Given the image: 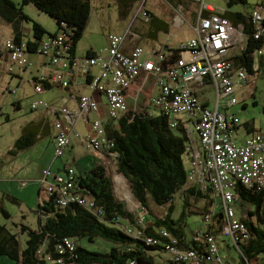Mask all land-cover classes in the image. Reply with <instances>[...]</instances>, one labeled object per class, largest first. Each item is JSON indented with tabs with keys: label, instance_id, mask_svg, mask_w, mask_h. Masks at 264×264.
Listing matches in <instances>:
<instances>
[{
	"label": "trees",
	"instance_id": "trees-1",
	"mask_svg": "<svg viewBox=\"0 0 264 264\" xmlns=\"http://www.w3.org/2000/svg\"><path fill=\"white\" fill-rule=\"evenodd\" d=\"M237 4H247V0H228L230 8ZM28 5L52 18L57 25V32L44 36L47 33L44 28L33 22V37L23 40L22 22H30L23 13V7ZM263 5L264 0H258L247 16L232 11L221 13L232 28L243 27L245 48L240 55L231 59L249 77L255 74L254 56L264 47V36L254 39L257 29L251 22L252 14ZM90 13L91 0H22L20 5L11 0H0V18L11 26L15 43L27 42L31 57L35 56L38 43L44 37H54L60 31L66 35L71 55L78 56L77 44L84 35ZM2 55L0 53V63H5ZM92 55L94 53H87V57ZM179 56V51L174 50L171 59L175 60ZM10 76L18 78L16 75ZM43 86L45 92L58 88L48 80L43 82ZM8 91L14 93L9 88ZM15 107L19 110V103ZM31 110L40 109L31 107ZM42 110L47 113L45 109ZM156 110L130 111L119 121L104 123L106 137L113 143L109 154L114 155L116 171L112 165L108 173L104 166L95 165L89 170L77 172L74 187V191L82 197L93 201L94 208L86 209L76 204L61 207L58 193L47 192L48 200L39 204L35 212V229L21 223L14 233L6 225L0 224V257H7L16 264H216L210 257L207 238L214 237L218 243L224 221L223 210L213 212L217 199L210 186L203 188L197 182H189L183 160L185 155L187 157L186 147L190 145L188 131L182 125L172 128L168 118ZM35 124L31 123L24 129V134L10 152L12 156L35 145L40 134ZM249 124L252 126V123ZM249 124L242 123L246 130ZM46 128L49 130L48 124ZM255 131L258 130L253 133ZM236 141L238 144L244 142ZM44 171H49L47 186L54 182L56 176H66L65 166L57 174H52L50 170ZM118 175L140 204L141 211L138 214L129 212L126 205L115 198L114 179ZM235 196L236 207L247 208V216L237 218L245 225L248 237L233 244L239 252V264H254L264 255V189H247L236 185ZM177 201L181 206L179 214L175 216ZM150 202L164 211L161 219L153 214ZM0 212L4 219L10 218L3 208H0ZM209 213H213V218L203 230L204 217ZM193 215L200 217L202 226L194 230L190 240H187L184 227L186 219ZM24 236V241H21ZM82 239L96 246L101 241L106 248L89 251L80 245ZM148 239H153L156 244L149 243ZM66 241L71 243L72 250L65 245ZM172 246L179 252L195 253L196 258L186 262L179 260L175 253L169 251ZM163 253L167 256L164 257Z\"/></svg>",
	"mask_w": 264,
	"mask_h": 264
},
{
	"label": "built area",
	"instance_id": "built-area-1",
	"mask_svg": "<svg viewBox=\"0 0 264 264\" xmlns=\"http://www.w3.org/2000/svg\"><path fill=\"white\" fill-rule=\"evenodd\" d=\"M145 1L141 0L143 3ZM197 1L202 4L194 35L175 49L180 55L175 60L171 59L174 50L164 52L161 45H158V49H153V59H143L144 50L139 47L124 52L120 47L125 38L121 35H109V46L105 51L88 57H73L66 44V35L61 31L54 37H44L38 43L34 55L42 60L40 66L32 64L27 42L1 40L0 53L3 54L6 72L10 75H15L14 68L41 69V73L31 79L36 94L45 92L43 82L48 80L51 85L66 91L67 97L77 102V109L74 111L45 101H35L31 105L35 110L45 109L53 118V147L56 158L66 153L71 145V136L92 152L109 154L113 147V143L106 137L105 124L101 119L93 120L90 130L84 135L80 136L76 131L75 126L79 120L85 123L90 114L99 112L98 101L91 95L77 96L74 92L76 86L86 84L92 93L102 95L109 120L119 121L130 111L140 112L147 108L140 111L130 109L127 92L137 83L140 84L141 91L142 86L151 81L153 91L159 92L149 101L150 106L162 112L172 128L182 125L188 131L190 145L186 147V154L191 163L188 171L189 182H197L203 188L207 185L211 187L217 199L213 212L219 209L224 213L220 237L230 238L236 244L248 236L245 225L236 215L235 187L240 185L247 189H264V131H255L243 143L238 144L236 134L242 126L240 120L235 115L220 112V100H217L216 107L212 110L198 95V92L206 91L210 83L216 88L218 96L222 100L227 99L228 105L233 106L240 102L235 96L237 86L244 87L245 98L253 95L254 88H248L249 76L231 59L240 55L245 48L243 27L232 28L229 21L214 13L215 10L205 4L204 0ZM143 16L149 21L146 12H143ZM251 22L257 29L254 39L258 40L264 36V5L253 12ZM259 53H264V47ZM80 75L83 80L79 81ZM190 124L193 130H190ZM193 134L196 135V141L193 140ZM109 155L114 158V155ZM108 168L105 167L107 173ZM65 170L66 176H56L54 182L48 185L47 192L58 193L61 207L76 204L86 209L94 208L91 199H86L74 191L78 174L73 164L65 165ZM43 176L44 185L47 183L49 171H44ZM212 214L204 217L203 230L211 222ZM163 235L167 236V233L163 232ZM148 242L156 244L153 239H148ZM207 242L210 257L216 263L222 264L215 238L208 237ZM65 245L72 250L69 241ZM169 251L184 262L196 258L195 253L179 252L173 246L169 247ZM254 264H264V255Z\"/></svg>",
	"mask_w": 264,
	"mask_h": 264
},
{
	"label": "rangeland",
	"instance_id": "rangeland-1",
	"mask_svg": "<svg viewBox=\"0 0 264 264\" xmlns=\"http://www.w3.org/2000/svg\"><path fill=\"white\" fill-rule=\"evenodd\" d=\"M11 1L17 5H20L22 2V0ZM257 1L258 0H247V4H237L231 8L228 7V0H205V3L217 10L222 9L224 11L240 12L247 16L251 12L252 6ZM132 8H134V5L131 7L130 11H132ZM23 13L30 19V22H22L21 31L23 40H28L33 37V22L44 28L47 32L44 36L49 34L52 35L57 32L55 21L48 15L38 11L34 6H24ZM119 24L118 6L115 0H91L90 18L84 35L77 44V55L84 56L89 46H98L100 49L104 48L107 41L106 37L109 33L115 32L120 26ZM12 35V28L0 18V41L8 39ZM30 60L33 65H36V61H38L35 56L30 57ZM254 70L256 71V69ZM15 72L21 79L16 77L12 78L8 75L6 73L5 64L0 63V208H3L10 216L8 220L4 219L0 212V224L6 225L7 228L14 233L17 232V228L19 229L21 223L26 224L31 229L37 227L35 212L39 204H43V202L48 200V193L46 191L48 187L47 183L42 187L44 178L42 172L44 170H50V163L53 159H56V156L53 153L52 146H48L47 139L39 141L35 147L21 152L16 156H12L10 152L14 149L15 142L24 134V129L27 125L44 122L45 120L51 123V119L46 116L44 110H31L32 103L35 101H45L60 105L61 97H64L65 94L60 88H53L50 91L38 95L34 92L33 85L30 82L29 72L23 73L18 69H16ZM33 73H35V70ZM255 81L252 96L245 98V96L240 95V93L236 94L241 101L238 105L230 106L228 105L227 99L223 101L226 102V105L230 108L226 111L227 115L236 114L241 123H253L256 130L261 129L264 131V72L258 71V73H255ZM8 88L10 92L14 93H9ZM146 89H148V87H146ZM205 97L211 103L209 108L214 109L216 102L215 90L208 87ZM152 99L153 97L148 99V101L144 100L141 105H135L134 110L136 109V111H139V108L147 107L146 111L151 109V111L157 112V110L149 104V101ZM16 103H19V110H16ZM244 105H246L245 108H243ZM130 109L133 108L130 107ZM190 130H193L192 124H190ZM238 134L239 137L244 140L245 131L243 127L239 129ZM193 140H197L194 134ZM60 159L62 158L57 160L60 161ZM183 160L185 169L189 171L191 163L186 155ZM113 163L109 164L112 165ZM114 170L116 171V169ZM113 173L114 171L112 169V178ZM50 181L51 178L48 183H50ZM21 182H24V184L21 185ZM114 183L115 187L113 193L115 198L123 202L129 212L138 214L141 211L140 204L135 198L132 197L133 199H130V197H128L127 193H129V190L124 180H122L120 176H117L114 179ZM120 183L123 185L125 184V186H123L125 188L119 187ZM149 206L158 216L164 213V211L153 205L152 202L149 203ZM180 206V202L177 201L175 203V216L179 214ZM242 210L243 214L241 215L240 209L236 207V215L238 218L240 216H247V210ZM200 226H202V221L199 216L193 215L188 217L184 227L186 235L191 237L193 231L200 228ZM24 239L25 236L21 237V241H24ZM79 242L82 247H85L89 251H96L97 248L99 250L106 248L105 243L101 241L97 246L96 244H89L86 239H82ZM218 246L219 258L223 260V264H239V252L230 238L219 237ZM163 256L166 257L167 255L163 253ZM0 264L16 263L7 257H0Z\"/></svg>",
	"mask_w": 264,
	"mask_h": 264
},
{
	"label": "crops",
	"instance_id": "crops-1",
	"mask_svg": "<svg viewBox=\"0 0 264 264\" xmlns=\"http://www.w3.org/2000/svg\"><path fill=\"white\" fill-rule=\"evenodd\" d=\"M115 2L118 6V16L120 20V24H119L120 26L117 28L115 32L109 33V35H119V36L121 35L125 38L120 47L124 52H130L137 47L142 48L144 50L143 59H153L155 57L153 53V49L156 47L158 49L159 48L158 45H161L160 47H162V51L168 52L171 50L178 49L179 47L184 45L189 39H191L194 35V27L196 26L198 20V13L201 9V4H202V2H198L197 0H146L145 3L141 2V0H115ZM133 5L134 8H132V11H130ZM212 8L215 10L214 13L220 15L222 12H225L222 9L217 10L214 7ZM143 12H146L149 15V21L145 20L143 16ZM108 36L106 37L107 41L105 43L104 48L100 49V47L98 46H89L86 49V54L84 56H87L88 52L100 53L101 51H105L106 48L109 46ZM12 37L13 35L8 39H12ZM240 46L244 47V44H241ZM41 63L42 60L36 61V64L38 65ZM254 69H256L255 73H258V71L264 72V53L261 54L258 52L257 54H255ZM18 70L23 73L29 72L30 79H32L35 76H38L41 73V69H33V70L18 69ZM34 70L35 73H33ZM15 75L18 76V79H21V77L18 74ZM80 80H83V77L81 75L79 76V81ZM255 82L256 81L254 74L253 76L249 77L248 88L249 87L254 88ZM139 85L140 84L137 83L127 92V104L128 106L133 108L132 110H134L135 105L136 106L137 104L141 105L144 100L148 101V99L156 96L159 92L158 90L153 91L151 81L145 83L142 86L141 91H139L140 88ZM146 87H148V89H146ZM208 87L214 89L216 92V102L214 109L216 107L217 100H220L219 110L220 112L226 113V111L230 108H227L225 102L222 100V98H220V96H218V92L216 88H214L210 83L207 85V89ZM74 92L77 96L91 95L99 103L98 113L90 114L89 117L86 118L87 121H85V123L80 120L77 122L75 129L80 136L86 134L90 130L91 122L93 120L101 119L105 124L109 121L106 103L102 95L92 93L88 89L86 84L85 86L84 85L76 86L74 88ZM64 93H65L64 97H61L60 105L53 103L50 104L56 107H68L70 110L73 111L76 110L77 102L67 97L65 91ZM205 93L206 91H200L198 92V95L201 97L202 100L205 101V105L209 108L211 103L206 99ZM237 93H240V95H244V87L237 86L236 94ZM243 107H246V105H244ZM141 109L143 108H139V111ZM45 114L49 119H51L50 120L51 123L45 120L42 123L38 122L35 124L36 126L39 127L38 133L40 134L37 136L36 143L33 147H35L39 143V141L43 139H47V144L48 146L50 145L52 146L54 153L53 136H52L54 135V131L52 128L53 118L47 113ZM231 115H236V114H231ZM47 124L49 125V130L46 128ZM241 127H243L245 131L244 138L252 134L253 131L256 130L253 123L252 126L250 124L247 126V130L244 127V125H242ZM238 131L236 137L237 140L241 142L242 139L239 137ZM41 132L44 134H42ZM63 157H61L62 159H60V161H58L57 158L53 159L52 162L50 163V171L52 174H57L62 172L64 166L69 163L73 164L77 172H83L89 170L95 165H102L104 167L107 166L109 167L110 166L109 163H113V157L110 156L108 153L105 152L96 153L87 150L84 144L74 136H71V145ZM112 167H114L115 169L114 163L112 164ZM120 184L119 187L125 186V184L124 185L123 184L120 185ZM239 209H240V214L242 215L243 210L241 208ZM245 210H247V208H245ZM153 214L157 218L160 219L162 218V215L158 216L154 213V211ZM190 238L191 237L188 236L187 240H190Z\"/></svg>",
	"mask_w": 264,
	"mask_h": 264
},
{
	"label": "bare ground",
	"instance_id": "bare-ground-1",
	"mask_svg": "<svg viewBox=\"0 0 264 264\" xmlns=\"http://www.w3.org/2000/svg\"><path fill=\"white\" fill-rule=\"evenodd\" d=\"M110 172H111V170H110ZM119 176V175H118ZM118 179V178H117ZM130 192V191H129ZM131 194V193H130ZM129 193H128V197H130V199H132V195H130ZM132 196V197H131ZM181 216V215H180ZM156 235V234H155Z\"/></svg>",
	"mask_w": 264,
	"mask_h": 264
},
{
	"label": "water",
	"instance_id": "water-1",
	"mask_svg": "<svg viewBox=\"0 0 264 264\" xmlns=\"http://www.w3.org/2000/svg\"><path fill=\"white\" fill-rule=\"evenodd\" d=\"M131 190V189H130ZM133 195V194H132ZM134 197V196H133Z\"/></svg>",
	"mask_w": 264,
	"mask_h": 264
}]
</instances>
